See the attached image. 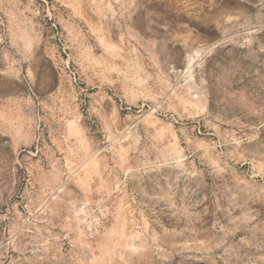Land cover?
Here are the masks:
<instances>
[{
    "label": "rangeland",
    "instance_id": "obj_1",
    "mask_svg": "<svg viewBox=\"0 0 264 264\" xmlns=\"http://www.w3.org/2000/svg\"><path fill=\"white\" fill-rule=\"evenodd\" d=\"M0 264H264V0H0Z\"/></svg>",
    "mask_w": 264,
    "mask_h": 264
},
{
    "label": "bare ground",
    "instance_id": "obj_2",
    "mask_svg": "<svg viewBox=\"0 0 264 264\" xmlns=\"http://www.w3.org/2000/svg\"><path fill=\"white\" fill-rule=\"evenodd\" d=\"M108 215H109V208L106 205H102L97 211V218L105 219L108 217Z\"/></svg>",
    "mask_w": 264,
    "mask_h": 264
}]
</instances>
